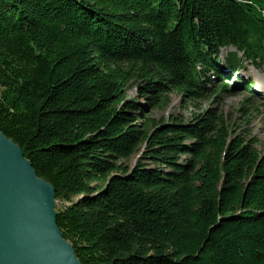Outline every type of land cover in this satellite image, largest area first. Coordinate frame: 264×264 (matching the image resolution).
I'll return each instance as SVG.
<instances>
[{"label": "trees", "instance_id": "1", "mask_svg": "<svg viewBox=\"0 0 264 264\" xmlns=\"http://www.w3.org/2000/svg\"><path fill=\"white\" fill-rule=\"evenodd\" d=\"M244 62L264 70V0H0V131L81 264H264L256 139L217 106L150 113L228 91Z\"/></svg>", "mask_w": 264, "mask_h": 264}, {"label": "water", "instance_id": "2", "mask_svg": "<svg viewBox=\"0 0 264 264\" xmlns=\"http://www.w3.org/2000/svg\"><path fill=\"white\" fill-rule=\"evenodd\" d=\"M54 186L0 131V264H81L56 223Z\"/></svg>", "mask_w": 264, "mask_h": 264}, {"label": "rangeland", "instance_id": "3", "mask_svg": "<svg viewBox=\"0 0 264 264\" xmlns=\"http://www.w3.org/2000/svg\"><path fill=\"white\" fill-rule=\"evenodd\" d=\"M231 47L222 48L220 57L222 58L227 51H233ZM235 76V74H234ZM233 76V77H234ZM243 78L251 77L258 85H264V70L256 68L254 65L244 62V68H241L237 73ZM236 77L228 79L226 82L228 91L226 92H211L207 97L199 99L192 104L185 106V101L180 94L171 92L170 103L164 111L153 110L150 113L156 118L169 120L170 116L180 115L188 117L189 109L195 112L204 111L210 106L222 108L227 116L230 125L244 127L250 137H254L257 141V148L264 151V95L257 91L255 87L250 90H244ZM264 89V87L262 88ZM129 98H138L136 88L132 86L127 90ZM248 99L243 110H240L241 103ZM142 101V98H138ZM236 132L237 131V128ZM137 154L131 156L129 163L134 164Z\"/></svg>", "mask_w": 264, "mask_h": 264}, {"label": "bare ground", "instance_id": "4", "mask_svg": "<svg viewBox=\"0 0 264 264\" xmlns=\"http://www.w3.org/2000/svg\"><path fill=\"white\" fill-rule=\"evenodd\" d=\"M264 87V85H256L255 88L257 91L261 92L262 95H264V89H262Z\"/></svg>", "mask_w": 264, "mask_h": 264}]
</instances>
